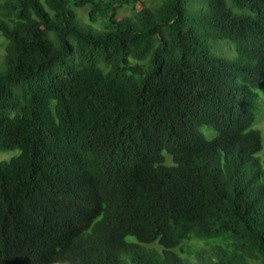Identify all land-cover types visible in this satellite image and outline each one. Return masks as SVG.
Returning a JSON list of instances; mask_svg holds the SVG:
<instances>
[{"label": "trees", "instance_id": "16d2710c", "mask_svg": "<svg viewBox=\"0 0 264 264\" xmlns=\"http://www.w3.org/2000/svg\"><path fill=\"white\" fill-rule=\"evenodd\" d=\"M138 1L0 0V264H264V0Z\"/></svg>", "mask_w": 264, "mask_h": 264}, {"label": "rangeland", "instance_id": "374dc122", "mask_svg": "<svg viewBox=\"0 0 264 264\" xmlns=\"http://www.w3.org/2000/svg\"><path fill=\"white\" fill-rule=\"evenodd\" d=\"M42 2V4L44 5L45 9L49 11V8L48 6L46 5V2L45 0H40ZM144 4H149V0H139L138 2H136L135 6H134V9L135 10H138L140 9ZM132 12V9L130 7H127L125 9H122L119 11L118 13V16L117 17H122L124 15H128ZM82 16L83 17H86V11L82 10ZM2 37L0 36V57L2 55ZM220 43H226L228 41L226 40H221L219 41ZM211 48V46H210ZM212 53L213 54H216L214 52L213 49H211ZM218 55V54H217ZM259 96H260V99H259V102L260 103V106L257 108L256 110V118H255V121L253 123V127L254 128H259L262 132V135H263V138H264V90H257ZM259 108H260V111H259ZM257 112L259 114H257ZM257 115H258V118H257ZM199 131L204 134L205 137H207L208 139L212 138L214 135H215V131L212 129V127L208 126V125H201L199 127ZM264 140V139H263ZM19 154V150L18 149H15V150H6V151H0V160H8L16 155ZM258 156H260L261 158V161L262 163H264V150H261L258 152L257 154ZM168 157V156H167ZM169 158V157H168ZM127 240H134L133 237H127ZM195 242H193V244H200V241L199 240H194ZM232 242V238L228 237V234H225V235H222V236H219V237H215V238H212L211 240H209V244H220V245H226L228 243ZM188 244V243H186ZM189 245V244H188ZM150 246L151 248H155L156 250H160V248L156 245V243L154 244H150L148 245ZM176 252H180L179 254L187 260V262H194V256L193 255H187L188 257H185L183 255V252L182 250L179 251V247L174 249Z\"/></svg>", "mask_w": 264, "mask_h": 264}, {"label": "clouds", "instance_id": "9594fccd", "mask_svg": "<svg viewBox=\"0 0 264 264\" xmlns=\"http://www.w3.org/2000/svg\"><path fill=\"white\" fill-rule=\"evenodd\" d=\"M257 128V127H256ZM263 136V135H262ZM264 139V138H263Z\"/></svg>", "mask_w": 264, "mask_h": 264}]
</instances>
